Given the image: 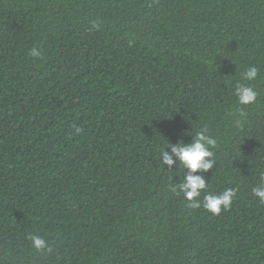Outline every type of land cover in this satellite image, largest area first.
<instances>
[{"label": "trees", "instance_id": "16d2710c", "mask_svg": "<svg viewBox=\"0 0 264 264\" xmlns=\"http://www.w3.org/2000/svg\"><path fill=\"white\" fill-rule=\"evenodd\" d=\"M204 128L217 215L160 165ZM261 173L264 0H0V264H264Z\"/></svg>", "mask_w": 264, "mask_h": 264}, {"label": "clouds", "instance_id": "9594fccd", "mask_svg": "<svg viewBox=\"0 0 264 264\" xmlns=\"http://www.w3.org/2000/svg\"><path fill=\"white\" fill-rule=\"evenodd\" d=\"M94 28L98 24L93 22ZM29 55L34 58H39L42 51L38 47H33L29 51ZM258 68L253 65L249 66L242 74L244 81H253L257 78ZM233 95L237 98V102L241 105H248L255 101L257 93L253 87L247 83H240L233 90ZM245 114L241 112L243 117ZM75 133H79L81 129L75 127ZM216 144V140L207 134V128L196 131L192 139L187 142H177L175 144H167L166 147L160 151V165L171 166L178 162L181 169L187 168L188 174L184 175L180 183L172 184L170 189L176 195L183 194L184 198L190 201V207L200 208L201 206L212 213L217 215L221 209L227 210L230 208L232 199L236 194L233 188H226L220 193L205 192L207 188L206 180L203 176L193 174L198 171H207L212 168L214 160L211 159L213 152L210 147ZM171 151H166L167 148ZM175 157V160L173 159ZM203 200L200 199L201 194ZM252 194L258 198L259 203L264 204V173L260 174V180L257 186L252 188ZM32 247L36 250H50L48 242L40 236H31Z\"/></svg>", "mask_w": 264, "mask_h": 264}]
</instances>
